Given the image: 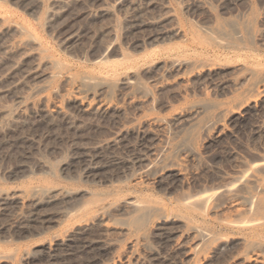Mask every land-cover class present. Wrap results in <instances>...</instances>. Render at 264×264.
<instances>
[{"label": "rangeland", "instance_id": "374dc122", "mask_svg": "<svg viewBox=\"0 0 264 264\" xmlns=\"http://www.w3.org/2000/svg\"><path fill=\"white\" fill-rule=\"evenodd\" d=\"M260 3L262 7H260ZM102 6L106 9V13L100 16L94 13L97 8ZM263 8L264 0H165V2L164 0H0V195L1 193L13 192H19V195L20 193L22 195H20L22 197V199L19 198L20 200L3 201L0 199V264H7V262L11 264H78L79 262V264H85V254L81 252L76 254L78 256L71 257L67 255V258L65 254L63 256L58 254L59 256L54 258L56 260L53 259L55 262L48 261L42 254L50 244H53L55 237L63 234L71 226L73 220L68 215L73 213V199L77 203V198L82 195L84 199L91 195H103L109 193L110 190L112 191L118 183L131 186L135 184L136 180L137 182L142 180L141 176L143 177L145 174L146 177L143 178H146V180L143 179L144 183L136 187V190L139 191V194L136 195L148 200L162 202L172 196H177V194L180 196L183 193H180L181 191L185 193L187 191L196 192L197 189L202 191V188L208 189V186L205 187L206 181L208 182L206 185L212 181V185L209 186H211L210 188L214 187V190L217 188L216 193H213L216 196L215 200H220L221 195H218L221 194L219 175H210V172V174L204 173L206 171L204 167L215 168L219 166L217 169H222L221 174L230 173L228 175H232L237 167V163H235L237 157L240 159H238L239 161L252 165H255L257 161L258 163H264L262 161V159L264 160V137L262 138L264 136V104H261L264 103V100L257 96L258 93L255 95V92V96L252 97L253 91L259 92L262 90L259 85L263 87L264 79L258 76L248 77L252 70H264V62L261 61L264 57H260L261 55L264 56ZM87 10L93 12L91 17L85 15ZM81 14L82 17H80ZM19 27L24 28L23 32L17 29ZM106 27L108 30L105 29ZM215 28H219L218 32ZM161 30H167L168 32L161 36H152ZM220 31H222V34ZM229 32L230 34H228ZM258 54L260 56H253ZM252 59L253 63L250 62ZM44 62H48V66ZM173 63L181 64H179L180 66H174ZM248 63L250 65H246ZM50 64L52 65L50 66ZM34 65L36 66L33 67ZM239 66L240 69H238ZM31 67L34 68L32 69L33 72L26 75L25 71ZM242 67L245 69H242ZM198 72L201 76L195 74ZM36 73L45 75L37 76ZM260 79L263 84H258ZM250 83L254 84L255 88ZM246 85L250 86L249 89ZM78 90L88 93V98L90 97L88 100H93L91 101L93 105L98 100H102L101 97L103 100L105 99L104 101H109L113 105H120L119 107L122 108L120 114L124 112L119 115L120 122L118 123V120L113 118L111 114L105 115L95 109L79 112L75 103L69 100L70 96ZM100 92L102 95L99 94ZM241 97H244L242 98L244 102ZM42 99H45V101ZM55 102L59 106L58 110H53L50 107ZM47 104L50 105L48 108L49 113L44 112V106ZM202 104L204 105L202 109L207 107L206 110L200 109L197 116L196 113L190 115V117L185 116V111L189 107ZM127 109L129 110L127 111ZM249 109L252 114L248 112ZM21 114L24 115L21 116ZM175 116H177V119ZM155 118L173 120L170 128L174 129L171 128L172 130H170L169 128L168 133L164 132L168 135H165L160 129H147L145 123ZM257 124L258 127L260 126L259 128L256 126ZM131 128H135L134 132L136 134L128 132ZM260 128L262 129L260 130ZM145 129L146 131L152 130L151 134L144 135ZM171 131H173V135L170 133ZM219 134V139L213 140ZM161 136L164 137L160 140ZM213 136L215 137L213 138ZM156 139L158 142H154ZM100 140H105L109 142L108 145L110 144V146L103 147L97 153H100L103 157L106 154V159L101 158V155L99 154V156L96 153H93L94 156L96 155V159L92 157V154L88 157L82 155V157H86L84 159L79 153L78 158L75 156L77 153L71 152L73 151L71 148L79 145L80 147L82 145L88 146V144L91 146V144H95ZM112 142L114 145L111 144ZM159 143L163 145L160 144L159 146ZM156 146L161 149L167 148L162 149L163 157H158L160 163L157 162V166L154 164L158 168L152 166L156 168L154 170L152 167L151 169L148 168L151 163L148 160L154 161L155 159L159 161L156 157L151 160V157L155 155L152 150L157 148ZM192 153L196 156H192ZM231 154L234 155H232L233 158H229ZM253 154L256 157L253 158ZM73 155L77 157L76 160L72 158ZM188 156L196 159L197 162L202 161L199 164L196 160L191 162H189L191 159L188 160L191 169L196 168L192 165L199 164L195 169L196 171L192 170V172L188 165L187 169L186 164L188 162L183 163ZM214 156H218V158ZM145 159L149 164H146ZM217 159H219L218 162ZM92 160L93 162H91ZM100 160L101 163H108L109 166L99 164ZM180 160L182 164L177 162ZM69 161L70 165H73L72 167L68 165ZM111 161L113 165L117 161V166L121 170L116 168V165V167L112 166ZM219 161L221 162L219 163ZM174 162L176 165L184 166L186 173L189 174L190 170L196 178L192 177L191 180L190 173L184 179L186 181L178 180L179 183L177 184L176 179L171 182L169 179L172 178L165 176L169 179L163 178L162 181L164 182L161 181L160 186L163 187L164 185V190H160L162 187L158 188L155 182L160 173L155 175L154 172L164 166L163 170H167L169 165L174 164ZM203 162H207L205 164L210 166H203ZM122 163L126 165L123 166ZM200 165H202L201 168ZM77 166L78 168H76ZM100 166H104L106 169L102 168L105 170L109 168V171L106 172L100 168L101 171ZM256 166L260 167L259 165ZM91 167H94V169ZM95 167L101 175L104 173L105 179H103L104 175L101 177L99 174L97 176L99 180L96 179V181V177L93 178L90 174H87L97 170ZM136 167L138 168L136 169ZM87 168L90 170L86 171ZM110 169L112 170L110 171ZM149 169L151 171L153 169L152 174L156 177L151 174ZM115 170H118L117 173ZM231 171L233 172L231 173ZM146 172L151 174L153 178L151 175H149L150 177L147 176ZM163 174H166V172L163 171L161 176ZM213 176L219 179L216 180L219 183L216 182L218 185L215 180H212L214 179ZM83 177H90V179L88 178V181ZM153 179L156 180L153 181ZM125 180L129 181L125 182ZM218 186L220 189H218ZM48 188L68 192L71 200H64L59 203L60 205L50 203L54 206L49 204L46 209L43 207L47 205L39 206L40 208L35 204L32 205L33 192ZM179 190L181 191L179 192ZM129 195L133 196L135 194ZM218 197L220 198L218 199ZM31 199L32 201H30ZM70 204L72 211L69 208ZM58 209L61 213L58 212ZM65 212L67 213L64 216ZM58 213L64 217L60 214L58 217ZM20 217L24 218L20 220ZM151 218L152 215L143 218V221H145L143 222L144 226H147ZM216 218L215 215H210V213L207 216V219L212 221H215ZM19 220H24L21 225H26V227L16 225V221ZM10 223L12 226L9 225ZM31 225L35 228L33 229ZM153 233H156V231L153 226L149 225L146 231L147 237L150 238ZM201 235L204 240V248L220 239V234H210L205 229L200 230L199 236L201 237ZM124 237L126 238V236ZM123 238H119V241L116 242L114 254L116 257L131 251V244L129 243L132 241H129V239L132 240L133 238H129V236L127 237L129 239Z\"/></svg>", "mask_w": 264, "mask_h": 264}, {"label": "bare ground", "instance_id": "6f19581e", "mask_svg": "<svg viewBox=\"0 0 264 264\" xmlns=\"http://www.w3.org/2000/svg\"><path fill=\"white\" fill-rule=\"evenodd\" d=\"M142 2V1H141ZM165 2V0H164ZM39 3V2H38ZM53 3V2H52ZM221 3V2H220ZM258 3V2H257ZM39 5V4H38ZM59 5V4H58ZM127 5V4H126ZM129 5V4H128ZM133 5V4H132ZM160 5V4H159ZM201 5V4H200ZM196 6V5H195ZM260 7L261 3H260ZM170 8V7H169ZM87 9V8H86ZM149 9V8H148ZM196 9V8H195ZM198 9V8H197ZM264 9V8H263ZM170 10V9H169ZM194 10V9H193ZM192 10V11H193ZM201 11V10H200ZM146 12V11H145ZM84 13V12H83ZM94 13H96L97 15H101L106 13V9L102 6L97 8ZM99 13V14H98ZM93 14L92 11H85V15L90 16ZM47 15V13H46ZM49 15V14H48ZM79 15V14H78ZM84 15V14H83ZM84 15V16H85ZM112 15V14H111ZM138 15V14H137ZM77 16V15H76ZM94 16V15H93ZM157 16V15H156ZM78 17V16H77ZM80 17H82V14L80 15ZM79 17V18H80ZM150 17V16H149ZM155 17V16H154ZM51 18V17H50ZM86 18V17H84ZM88 18V17H87ZM77 19V18H76ZM202 19V18H201ZM264 19V18H263ZM78 20V19H77ZM103 20V19H102ZM205 20V19H204ZM203 20V22H204ZM126 21V20H125ZM140 21V20H139ZM210 21V20H209ZM212 21V20H211ZM71 22V21H70ZM136 22V21H135ZM166 22V21H165ZM234 22V21H232ZM264 22V21H263ZM65 24V23H64ZM133 24V23H132ZM206 24V23H205ZM263 24V23H262ZM261 24V25H262ZM70 25V24H69ZM131 25V24H130ZM136 25V24H135ZM159 25V24H158ZM226 25V24H225ZM260 25V24H259ZM102 26V25H101ZM230 26V24H229ZM233 26V25H232ZM231 26V28H233ZM67 28V27H66ZM162 28V27H160ZM222 28V27H221ZM235 28V27H234ZM19 31L24 30V28H17ZM15 29V30H17ZM84 29V28H83ZM105 29L108 30V28L106 27ZM103 29V30H105ZM113 29V28H112ZM111 29V30H112ZM177 29V28H176ZM66 30V29H65ZM110 30V29H109ZM216 32H218L219 28H215ZM230 30V27H229ZM228 30V31H229ZM237 30V29H236ZM175 31V30H174ZM17 32V31H15ZM107 32V31H106ZM166 32H168L167 30H161L160 32H158L154 36H161L163 34H165ZM215 32V31H214ZM10 33V32H9ZM101 33V32H100ZM104 33V32H103ZM208 33V32H207ZM220 33L222 34V31H220ZM154 34V33H153ZM218 34V35H221ZM230 34V32L228 33ZM226 34V35H228ZM169 35V34H168ZM223 35H225V33H223ZM172 36V35H171ZM179 36V35H178ZM230 36V35H229ZM237 36V35H236ZM75 37V36H74ZM220 37V36H219ZM152 38V37H151ZM237 38V37H236ZM137 39V38H136ZM30 40V39H29ZM62 40V38H61ZM96 40V39H95ZM145 40V39H144ZM182 41V40H181ZM251 41V40H250ZM257 41V40H256ZM73 42V41H72ZM146 42V41H145ZM148 42V41H147ZM16 43V42H15ZM27 43V41H26ZM69 43V42H68ZM75 43V42H74ZM93 43V42H92ZM242 43V42H241ZM76 44V43H75ZM226 44V43H225ZM232 44V43H231ZM32 45V44H31ZM27 46V45H26ZM33 46V45H32ZM31 46V47H32ZM36 46V45H35ZM72 46V45H71ZM74 46V45H73ZM78 46V45H77ZM28 47V46H27ZM70 47V46H69ZM81 48V47H80ZM114 49V48H113ZM25 50V49H24ZM27 51V50H26ZM29 51V50H28ZM41 51V50H40ZM82 51V50H81ZM111 51V50H109ZM21 52V51H19ZM84 52V51H83ZM114 52V51H113ZM75 53V52H74ZM79 53V52H78ZM105 53V52H104ZM244 55V54H242ZM83 56V55H82ZM247 56V55H246ZM253 56H260V54L258 55H253ZM250 57V55H249ZM260 57H264V56H260ZM254 59V57H252ZM261 58V59H262ZM190 59V58H189ZM252 60H250L251 63H253ZM176 60V59H175ZM256 60V58H255ZM259 60V58H258ZM247 61V60H246ZM249 61V60H248ZM247 61V62H248ZM262 62H264V58L261 60ZM33 62V61H32ZM182 62V61H181ZM246 62V63H247ZM256 62V61H255ZM259 62V61H258ZM257 62V63H258ZM42 63V62H41ZM45 64H47L48 66V62H44ZM186 63V62H185ZM44 64V65H45ZM174 64V63H173ZM179 64L181 63H177L174 64V66H180ZM264 64V63H263ZM25 65V64H24ZM52 64H50L51 66ZM246 65H250L249 63ZM245 65V66H246ZM262 65V64H261ZM36 65H34L33 67H35ZM46 66V65H45ZM253 66V65H252ZM260 66V64H259ZM30 67V66H29ZM33 67L29 68L28 70L25 71L26 75H30L33 71L32 69H34ZM187 67V66H186ZM204 67V66H202ZM206 67V66H205ZM26 68V67H25ZM45 68V67H43ZM42 68V69H43ZM50 68V67H49ZM171 68V67H170ZM176 68V67H175ZM174 68V69H175ZM236 68V67H235ZM244 67H242L243 69ZM27 69V68H26ZM41 69V68H40ZM181 69V68H180ZM179 69V70H180ZM238 69H240V66L238 67ZM245 69V68H244ZM146 70V69H145ZM237 70V69H236ZM248 70V69H247ZM41 71V70H40ZM43 71V70H42ZM49 71V69H48ZM159 71V70H158ZM188 71V70H187ZM200 71V70H199ZM230 71V70H229ZM239 71V70H237ZM242 71V70H241ZM163 72V71H162ZM236 72V71H235ZM234 72V73H235ZM24 73V74H25ZM43 73V72H41ZM150 73V72H149ZM169 73V72H168ZM174 73V72H173ZM173 73H171L173 75ZM177 73V72H176ZM175 73V74H176ZM180 73V72H179ZM212 73V72H211ZM214 73V72H213ZM38 74V73H36ZM145 74V73H144ZM143 74V75H144ZM200 75V72L195 73ZM25 75V76H26ZM43 75V74H42ZM40 74H38L37 76H42ZM45 75V74H44ZM43 75V76H44ZM141 75V73H140ZM205 75V74H204ZM36 76V77H37ZM201 76V75H200ZM210 76V75H209ZM261 77L264 79V70H252L250 72V75L248 76L249 78L251 77ZM30 77V76H29ZM49 77V76H48ZM143 77V76H142ZM173 77V76H172ZM203 77V76H202ZM130 78V77H129ZM159 78V77H158ZM171 78V77H170ZM185 78V77H184ZM201 78V77H200ZM32 79V78H31ZM146 79V78H145ZM259 79V78H258ZM262 79V80H263ZM10 80V79H9ZM65 80V79H64ZM125 80V79H124ZM170 80V79H169ZM190 80V79H189ZM249 80V79H248ZM27 81V80H26ZM29 81V80H28ZM27 81V82H28ZM147 81V80H146ZM150 81V80H149ZM156 81V80H155ZM154 81V82H155ZM256 81V80H255ZM261 81V79H260ZM258 81V84H261L263 81ZM123 82V81H122ZM133 82V81H132ZM252 82V81H251ZM260 82V83H259ZM26 83V82H25ZM31 83V82H30ZM33 83V82H32ZM119 83V82H118ZM158 83V82H156ZM160 83V82H159ZM162 83V82H161ZM179 83V81H178ZM209 83V81H208ZM257 83V82H256ZM62 84V83H61ZM64 84V83H63ZM101 84V83H100ZM155 84V83H154ZM176 84V83H175ZM174 84V85H175ZM217 84V83H216ZM252 83H250L251 85ZM257 84V85H258ZM263 84V83H262ZM65 85V84H64ZM124 85V84H123ZM254 85V84H252ZM62 86V85H61ZM106 86V85H105ZM235 86V85H234ZM247 86V85H246ZM14 87V86H13ZM125 87V86H124ZM214 87V86H213ZM248 89L250 86H247ZM257 87V86H256ZM259 87H261L262 90L256 92L253 91V95L252 97H254L257 93H258V97H260V99L264 100V84L263 87L259 85ZM16 88V87H15ZM154 88V87H153ZM166 88V87H165ZM212 88V86H211ZM255 88V85H254ZM253 88V90H255ZM23 89V87H22ZM103 89V88H102ZM208 89V88H207ZM238 89V88H237ZM21 90V89H20ZM84 90V89H83ZM124 90V89H123ZM126 90V89H125ZM124 90V91H125ZM226 90V89H224ZM102 91V90H100ZM164 91V90H163ZM162 91V92H163ZM166 91V89H165ZM168 91V90H167ZM99 92V91H98ZM203 92V90H202ZM227 92V91H225ZM224 92V93H225ZM229 92V91H228ZM251 92V91H249ZM248 92V93H249ZM255 92V95H254ZM15 93V92H14ZM109 93V92H108ZM181 93V92H180ZM246 93V92H245ZM55 94V92H54ZM58 95V93H56ZM100 95L101 92L99 93ZM161 94V93H160ZM158 94V95H160ZM177 94V93H176ZM201 94V92H200ZM202 95V94H201ZM208 95V92H207ZM210 95V94H209ZM250 95V97H251ZM239 96V95H238ZM249 96V95H248ZM56 97V95H55ZM101 97V96H100ZM99 97V98H100ZM118 97V96H117ZM173 97V96H172ZM178 97V96H177ZM45 98V97H44ZM59 98V97H58ZM90 98V97H89ZM88 93H86L85 91H81L78 90L77 92L74 93V95L70 96L69 100L73 103H75L77 110L80 111H87V110H91V109H95L98 112L102 113V114H111L113 118H115L116 120H118V123L120 122L118 118H120L119 115L122 108L117 106L116 104L113 105L111 104L109 101H104L103 98L101 97L102 100H98L94 105L91 101H89L88 99ZM120 98V97H119ZM162 98V97H161ZM240 98V96H239ZM244 97H241V99ZM247 98V96H246ZM48 99V98H47ZM96 99V98H95ZM117 99V98H116ZM164 99V97H163ZM45 101V99H42ZM119 100V99H118ZM159 102V98L157 99ZM171 100H173L171 98ZM239 100V99H238ZM255 100V99H254ZM52 102V100H50ZM164 101V100H163ZM243 101V99H242ZM47 102V100H46ZM58 103V101H56ZM50 103L51 104V109L53 110H58L59 106L57 105V103ZM146 102V101H145ZM149 102V101H148ZM170 102V101H169ZM241 102V101H240ZM244 102V101H243ZM247 102V101H246ZM255 102V101H254ZM161 103V102H160ZM210 103V102H209ZM251 103V101H250ZM148 104V103H147ZM162 104V103H161ZM239 104V103H238ZM241 104V103H240ZM255 105V103H253ZM261 104H264L263 102ZM29 105V104H28ZM66 105V104H65ZM68 105V104H67ZM125 105V104H124ZM143 105V104H142ZM160 105V104H159ZM243 105V104H242ZM260 105V104H259ZM48 104L44 106V112H48V108H49ZM134 106V105H133ZM204 105H197V106H191L189 107L186 111H185V116H189L196 113L195 115L197 116V112L202 109ZM208 106V104H207ZM241 106V105H240ZM264 106V105H263ZM75 107V106H74ZM138 107V105H137ZM152 107V106H151ZM245 107V106H244ZM252 107V106H251ZM260 107V106H259ZM22 108V107H21ZM41 108V107H40ZM158 108V107H157ZM165 108V107H164ZM246 108V107H245ZM244 108V109H245ZM262 108V107H261ZM30 109V108H29ZM42 109V108H41ZM146 109V108H145ZM152 109V108H151ZM154 109V108H153ZM186 109V108H185ZM207 107L203 108L202 110H206ZM32 110V109H31ZM52 110V111H53ZM74 110V109H73ZM129 109H127L128 111ZM161 110V109H160ZM248 110V109H247ZM250 110V109H249ZM20 111V110H19ZM51 111V112H52ZM163 111V109H162ZM161 111V112H162ZM245 111V110H244ZM255 111V110H254ZM56 112V111H55ZM54 112V113H55ZM242 112V111H241ZM252 114V111H248ZM247 112V113H248ZM262 112V111H261ZM6 113V112H5ZM18 113V112H17ZM32 113V112H31ZM43 113V110H42ZM49 113V112H48ZM82 113V112H81ZM84 113V112H83ZM129 113V112H128ZM223 113V112H222ZM243 113V112H242ZM246 113V112H245ZM39 114V113H38ZM65 114V113H64ZM199 114V112H198ZM24 114H21V116ZM219 115V114H218ZM223 115V114H222ZM246 116V114H244ZM249 115V114H248ZM57 116V115H56ZM63 116V115H62ZM119 116V117H118ZM174 116V115H173ZM194 116V117H196ZM16 117V116H15ZM177 116H175L176 118ZM193 117V118H194ZM247 117V116H246ZM250 117V116H249ZM127 118V116H126ZM133 118V117H132ZM183 118V117H182ZM181 118V119H182ZM43 119V118H42ZM123 119V118H122ZM125 119V118H124ZM177 119V118H176ZM127 120V119H126ZM130 120H132L130 118ZM184 120V119H183ZM48 121V120H47ZM173 122V120H164V119H160V118H155L152 120H149L145 123V127L147 129H160V131L167 132L169 131L168 129L171 126V123ZM190 121V120H189ZM227 121V120H226ZM218 122V121H217ZM216 122V123H217ZM229 122V121H228ZM250 122V121H249ZM45 123V122H44ZM117 123V122H116ZM124 123V121H123ZM193 123V122H192ZM214 123V122H213ZM234 123V122H233ZM232 123V125H233ZM247 123V122H246ZM208 124V123H207ZM235 124V123H234ZM254 124V121H253ZM43 125V124H42ZM117 125V124H116ZM122 125V124H121ZM195 125V124H194ZM215 125V124H214ZM136 126V125H135ZM213 126V125H212ZM254 126V125H252ZM258 127V124L256 125ZM255 126V127H256ZM264 126V124H263ZM38 127V126H37ZM36 127V128H37ZM117 127V126H116ZM133 127V126H131ZM144 127V128H145ZM210 127V126H209ZM217 127V126H216ZM221 127V126H220ZM260 127V126H259ZM258 127V128H259ZM262 127V126H261ZM35 128V127H33ZM44 128V127H42ZM46 128V127H45ZM50 128V127H49ZM48 128V129H49ZM119 128V127H118ZM172 128V127H171ZM174 129V128H172ZM256 128V129H258ZM41 129V128H40ZM220 129V128H219ZM223 129V127L221 128V130ZM262 128H260L261 130ZM180 130V129H179ZM218 130V129H216ZM234 130V129H233ZM33 131V130H32ZM35 131V130H34ZM135 131V128H131L128 132L133 133ZM152 130H148L144 132V135H150ZM156 131V130H155ZM177 131V129H176ZM219 131V130H218ZM217 131V132H218ZM116 132V131H115ZM139 132V131H138ZM173 131H171L170 133H172ZM175 132V131H174ZM257 132V131H256ZM260 133V131H258ZM121 133V132H120ZM136 134V132H134ZM168 133V132H167ZM169 133V134H170ZM216 133V131H215ZM263 133V132H262ZM115 134V133H114ZM142 134V133H141ZM165 134V133H164ZM176 134V133H175ZM264 134V133H263ZM121 135V134H120ZM132 135V134H131ZM140 135V134H139ZM143 135V134H142ZM168 135V134H165ZM173 135V133H172ZM259 135V134H258ZM27 136V135H26ZM128 136V135H127ZM171 136V135H169ZM176 136V135H175ZM204 136V135H202ZM201 136V137H202ZM219 135H217V137L213 136V140H216V138H218ZM226 136V135H225ZM257 136V135H254ZM253 136V137H254ZM30 137V134H29ZM129 137V136H128ZM145 137V136H144ZM147 137V136H146ZM149 137V136H148ZM161 136L160 140L162 139ZM172 137V136H171ZM227 137V136H226ZM229 137V135H228ZM264 136H262L263 138ZM26 138V137H25ZM116 138V137H115ZM123 138V137H122ZM126 138V137H124ZM140 138V137H139ZM158 138V137H157ZM168 138V137H166ZM165 138V139H166ZM173 138V137H172ZM208 138V137H207ZM256 138V137H255ZM259 138V137H257ZM133 139V138H132ZM145 139V138H144ZM147 139V138H146ZM154 139V138H153ZM219 139V138H218ZM122 140V139H121ZM120 140V141H121ZM168 140V139H167ZM166 142H168L169 140H171L169 138V140ZM212 140V139H211ZM221 140V139H220ZM223 140V139H222ZM25 141V140H24ZM127 141V140H126ZM138 141V140H137ZM157 139L154 141L156 142ZM255 141V140H254ZM263 141V140H262ZM31 142V140H30ZM114 142V141H113ZM111 143L114 145V143ZM158 142V141H157ZM170 142V141H169ZM212 142V141H211ZM221 142V141H220ZM109 142H106L105 140L102 141L100 140L97 143H93L91 144V146H77L74 148H71V150L73 149V151H71L72 153H77V156L79 154H81L80 156L82 157V155H90L92 154V157L94 159L95 156L93 155V153H98L103 147L107 146ZM214 143V142H213ZM120 144V143H119ZM153 144V143H152ZM155 144V143H154ZM161 143H159L160 146ZM183 144V143H181ZM219 144V142H218ZM121 145V144H120ZM144 145V144H143ZM163 145V144H161ZM207 145V144H206ZM209 145V144H208ZM207 145V146H208ZM217 145V144H216ZM110 146V144L108 145ZM107 146V147H108ZM125 146V145H124ZM150 146V145H149ZM158 146V145H157ZM156 146V147H157ZM185 146V145H184ZM213 146V145H212ZM227 146V145H226ZM256 146V145H255ZM113 147V146H111ZM116 147V146H115ZM155 147V146H153ZM152 147V148H153ZM165 147V146H163ZM124 148V147H123ZM122 148V149H123ZM130 148V147H129ZM137 148V147H136ZM167 148V147H165ZM164 148V149H165ZM231 148V147H230ZM242 148V147H241ZM241 148H239L240 150H242ZM244 148V147H243ZM121 149V148H120ZM119 149V150H120ZM155 155L154 156H150L151 160L153 157H156L157 160H159L158 157H163V153H162V149L161 148H153ZM163 149V150H164ZM178 149V147H177ZM205 149V147H204ZM227 149V148H225ZM233 149V148H232ZM128 150V149H127ZM167 150V149H166ZM184 150V149H183ZM230 150V149H229ZM105 151V150H102ZM101 151V153H103ZM122 151V150H120ZM145 151V150H144ZM151 151V149H150ZM202 151V150H201ZM216 151V150H214ZM222 151V150H221ZM226 151V150H225ZM248 151V150H247ZM252 151V150H251ZM116 152V151H115ZM137 152V151H136ZM175 152V151H174ZM185 152V151H183ZM195 152V151H194ZM193 152V153H194ZM210 152V151H209ZM220 152V151H219ZM245 152V151H244ZM79 153V154H78ZM122 153V152H121ZM130 153V152H129ZM133 153V152H132ZM153 153V154H154ZM191 153V152H190ZM188 153V155L190 154ZM192 153V154H193ZM203 153V152H202ZM230 153V152H229ZM233 153V152H231ZM100 154V153H99ZM97 154V155H99ZM146 154V153H145ZM149 154V153H148ZM191 154V155H192ZM219 154V153H218ZM216 154V155H218ZM245 154V153H244ZM248 154V153H247ZM251 154V153H250ZM70 155V154H69ZM101 155V154H100ZM99 155V156H100ZM104 155V154H103ZM106 155V154H105ZM104 157L101 155L100 157L103 159H106L105 156ZM110 155V154H109ZM135 155V154H134ZM147 155V154H146ZM233 154H231L230 157H232ZM254 155V154H253ZM252 155V156H253ZM72 156V155H71ZM113 156V155H111ZM136 156V155H135ZM139 156V155H137ZM190 156V155H189ZM188 156V158H186L187 160H185L183 162L182 158V162L183 163H187L189 159H191L189 162L196 160V159H192ZM192 156H196V155H192ZM219 156V155H218ZM218 156H216L218 158ZM234 156V155H233ZM238 156V155H235ZM246 156V155H245ZM249 156V155H247ZM251 156V157H252ZM70 157V156H69ZM77 157H73L72 158H76ZM80 157V158H81ZM91 157V158H92ZM99 157V158H100ZM118 157V156H117ZM125 157V156H124ZM211 157V156H210ZM215 157V156H214ZM215 157V158H216ZM224 157V156H223ZM250 157V156H249ZM256 157V155L253 156V158ZM79 158V157H78ZM84 158V156L82 157ZM86 158V157H85ZM84 158V159H85ZM98 158V157H97ZM100 158V159H101ZM138 158V157H137ZM136 158V159H137ZM140 158V157H139ZM179 158V157H178ZM197 158V157H195ZM228 158V160H229ZM233 158V157H232ZM231 158V160H233ZM235 158V157H234ZM241 158V157H240ZM248 158V157H247ZM39 159V158H38ZM83 159V160H84ZM111 159V158H110ZM118 159V158H116ZM212 159V158H211ZM236 159V158H235ZM234 159V161H235ZM239 158L237 157V160L235 163H237V167L236 170L234 171V173H232L233 171H231L232 175H228L230 173H228L229 171H226L228 174H225V170L224 174H221L219 170V168L217 169V167L215 168H210L207 167L206 165L209 164H205L207 162H203V166L205 165L206 167H204L205 172L204 173H209L210 175H219L218 178L220 179V184L218 183L219 180L218 178H215V176H213L215 180V183L217 182L221 189L218 186V189H220L221 195L220 197H218V199L220 198V200H215L216 196H214L216 193L215 191L217 190V188L214 190L213 188H210L211 186H209L210 184L212 185V181L211 183L209 182V184L206 185V183H208L207 181L205 182V187L208 189H204L202 188V191H199V189H195L196 192L192 191V192H184L179 190L180 193H182L180 196H175V197H171L169 199H166L162 202H156V201H151L148 200L146 198H143L141 196L136 195L137 193L139 194V191L136 190L137 186H141L144 181L146 180V178L144 179L143 177H146L143 175V177L141 176L142 180H139L137 182H134V185L129 186L128 185H122V183H118L117 186L109 193L103 194V195H91L88 198L83 197V195L80 198H77V203L74 201V207L72 206V210H71V204H73L71 202L70 204V211H72L73 213H68L72 218V224L69 228H67V230H65V232H63V234H60V236L55 237V239L53 240V244H50L48 248L45 249V251L42 253L44 254V257L48 260V261H54L56 259H54L56 256H59L58 254H61V256H63V254L68 256H75L78 253H83L85 254L84 260H85V264H264V163H255V165L252 164H248L245 163L243 161H239ZM258 159V158H257ZM260 159H262L260 157ZM74 160V159H73ZM81 160V159H80ZM79 160V161H80ZM82 160V161H83ZM102 160V159H101ZM98 162L99 164L101 163ZM108 160V159H107ZM112 160V159H111ZM115 160V159H113ZM122 160V159H121ZM133 160V159H132ZM143 160V159H142ZM146 160V159H145ZM177 161V162H181ZM200 160V159H199ZM210 160V159H209ZM214 160V158H213ZM219 159H217L218 162ZM242 160V159H241ZM259 160V159H258ZM103 161V160H102ZM126 161V160H125ZM139 161V160H138ZM222 161V160H221ZM219 161V163L221 162ZM262 161L264 162V160L262 159ZM261 161V162H262ZM38 162V161H37ZM81 162V161H80ZM93 162V160L91 161ZM97 162V160H96ZM104 162H106V160H104ZM141 163V161H139ZM143 162V161H142ZM146 164L149 162L150 166L148 165V168L151 169L152 166H155L154 164H156L157 166V162L160 163L159 161H156L154 159V161H149L147 162V160L145 161ZM181 162V164H182ZM189 162L186 164L189 166ZM195 162V161H194ZM197 162V160H196ZM197 163H201L200 161ZM260 162V160H259ZM21 163V162H20ZM72 163V162H71ZM74 163V161H73ZM72 163V164H73ZM89 163V162H88ZM97 163V164H98ZM110 163V161H109ZM113 162L111 161V164ZM116 163L115 165L117 166V161L114 162ZM119 163V162H118ZM148 163V164H149ZM193 163V162H192ZM191 163V165H192ZM209 163V162H208ZM23 164V163H22ZM38 164V163H37ZM36 164V165H37ZM41 164V163H40ZM65 164H67L65 162ZM64 164V165H65ZM87 164V163H86ZM98 164V166H99ZM101 164H106L107 166L108 163H101ZM110 164V166H111ZM131 164V163H130ZM139 164V163H137ZM144 164V163H143ZM198 164V165H199ZM226 164V163H225ZM63 165V164H62ZM69 166H73L70 165V161L68 163ZM115 165L112 164V166L116 167ZM121 165V164H120ZM123 165V163H122ZM126 165V164H125ZM123 165V166H125ZM198 165H192V166H197ZM216 165V163H215ZM214 165V166H215ZM219 165V164H217ZM222 165V163H221ZM256 165H259L260 167H257ZM40 166V165H39ZM45 166V165H44ZM89 166V165H88ZM92 166H94V164H92ZM97 166V168H98ZM105 166V165H104ZM104 166H100V168L104 167ZM111 166V167H112ZM136 166V165H135ZM139 166V165H138ZM146 166V165H145ZM144 166V167H145ZM155 166V167H156ZM202 165H200L199 167L201 168ZM210 166V165H209ZM223 166V165H222ZM233 166V165H232ZM26 167V166H25ZM24 167V168H25ZM63 167V166H62ZM60 167V168H62ZM106 167V166H105ZM104 167V168H105ZM128 167V166H127ZM143 167V168H144ZM147 167V166H146ZM165 167V166H164ZM163 167V168H164ZM184 167V166H183ZM182 166H180L179 164L176 165L175 162L174 164L169 165V168L167 170H163V168H160L158 170H156V172L153 171V169L155 170L156 168H153L152 171L149 169V171L151 172V174L154 172L155 175L157 173H160L159 178L157 177V181H155L153 179V181H155L157 183L158 188L162 187L161 181L163 180V178L166 177H170L172 179H169L171 182L176 179V183L178 184L179 182H177L178 180H184L186 179L187 175H189L191 173L192 170H195L196 168L191 169L189 166V169H191V171L189 170V174L188 172L186 173L185 169ZM198 167V168H199ZM213 167V165H212ZM227 167V166H226ZM229 167V166H228ZM78 168V166L76 167ZM90 168V167H89ZM87 168L86 171L89 169ZM92 168V167H91ZM96 168V167H95ZM96 168V169H97ZM102 168V169H104ZM116 168H119V166H117ZM138 167H136L137 169ZM203 168V167H202ZM222 168V167H221ZM70 169V167H69ZM94 169V167L92 168ZM91 169V171H92ZM106 169V168H105ZM104 169V170H105ZM108 170H105L106 172L109 171V168H107ZM113 169V167H112ZM110 169V171L112 170ZM188 169V167H187ZM20 170V169H19ZM64 170V167H63ZM68 170V169H67ZM74 170V168H73ZM90 170V169H89ZM101 170V169H100ZM103 170V171H104ZM119 170H121L119 168ZM141 170V169H140ZM227 170V168H226ZM61 171V170H60ZM59 171V172H60ZM102 171V170H101ZM118 170H115V172L117 173ZM137 171V170H136ZM135 171V172H136ZM166 172V174L162 173ZM188 171V170H187ZM196 171V170H195ZM198 171V170H197ZM208 171V172H207ZM63 172V171H62ZM67 172V171H65ZM89 172V171H88ZM113 172V171H112ZM127 172V171H126ZM130 172V171H129ZM193 172V171H192ZM201 172V171H200ZM103 173V172H102ZM111 173V172H110ZM197 174V172H195ZM87 174H90L91 177L95 178V180L97 179V176H99V174L101 175V173H99L98 169L94 170L92 172H89ZM106 174V173H105ZM114 174V173H113ZM129 174V173H128ZM148 173L146 172V175ZM148 174L147 176L151 175ZM193 173H191V180L193 179L192 175ZM195 174V175H196ZM67 175V174H66ZM73 175V174H72ZM86 175V174H85ZM104 175V173H103ZM101 175V177L103 176ZM115 175V174H114ZM119 175V174H118ZM132 175V174H131ZM153 175V174H152ZM151 177L153 178V175ZM202 175V174H201ZM64 176V175H62ZM70 176V175H69ZM87 176V175H86ZM89 176V175H88ZM105 176V175H104ZM109 176V175H107ZM116 176V175H115ZM113 176V177H115ZM130 176V175H129ZM128 176V177H129ZM198 176V174H197ZM204 176V175H203ZM68 177V175H67ZM100 177V178H101ZM124 177V176H122ZM139 177V176H138ZM150 177V176H149ZM147 177V178H149ZM156 177V176H155ZM162 177V178H160ZM189 177V176H188ZM86 178V177H85ZM83 177V179H85ZM90 179V177H88ZM86 178V179H88ZM105 177H103V179H105ZM121 178V176H120ZM88 179V181H89ZM92 179V178H91ZM109 179V178H108ZM119 179V177H118ZM165 179V180H166ZM93 180V179H92ZM99 180V178L97 179ZM96 180V181H97ZM120 180V179H119ZM150 180V179H149ZM189 180V179H188ZM187 180V181H188ZM83 181V180H82ZM103 181V180H102ZM113 181V180H112ZM127 180H125L126 182ZM129 181V180H128ZM127 181V182H128ZM151 181V180H150ZM168 181V180H167ZM186 181V180H184ZM197 181V180H196ZM209 181V180H208ZM99 182V181H98ZM97 182V183H98ZM164 182V181H162ZM189 182V181H188ZM198 182V181H197ZM196 182V183H197ZM214 182V181H213ZM103 183V182H102ZM152 183V182H151ZM154 183V184H156ZM170 183V182H169ZM175 183V184H176ZM216 183V184H217ZM132 184V183H131ZM214 184V183H213ZM217 184V185H218ZM146 185V184H144ZM167 185V184H166ZM200 185V183H199ZM173 186H175L173 184ZM172 186V188H173ZM164 187V185H163ZM160 188V190L163 189ZM167 187V186H166ZM186 187V186H185ZM200 187V186H199ZM181 188V187H180ZM184 188V187H183ZM194 188V187H193ZM201 188V187H200ZM170 189V188H169ZM190 189V188H189ZM204 189V190H203ZM164 190V189H163ZM214 190V191H213ZM168 191V190H167ZM173 192V191H171ZM214 192V193H213ZM219 193V192H218ZM129 194H135L133 196L129 195ZM21 195V193H20ZM19 192H13V193H1L0 195V199H2L3 201L5 200H11V199H22V197H20ZM79 195V194H78ZM22 196V195H21ZM170 196V195H169ZM33 197V201L32 199L30 201H32V205L35 204L36 206H43V205H47L44 206L43 208L46 209V207L48 208V205L50 203H53L54 205H60L59 203L65 201H69L70 198V194L68 192H65L63 190L60 189H42L39 191H34L32 194ZM77 197V196H76ZM19 199V200H20ZM76 199V198H75ZM18 201V200H17ZM4 204V202H2ZM6 203V202H5ZM67 203V202H66ZM76 203V205H75ZM28 204V203H27ZM52 204V205H53ZM34 205V206H35ZM51 205V204H50ZM51 205V206H52ZM53 205V206H54ZM7 206V205H6ZM11 206V205H10ZM15 206V205H14ZM27 207V205H25ZM35 206V207H36ZM37 207V210H38ZM64 207V206H62ZM68 207V206H65ZM18 208V207H17ZM32 208V207H31ZM40 208V207H39ZM50 208V207H49ZM57 208H61V207H57ZM67 208V209H69ZM19 211V209H17ZM59 210V211H58ZM57 211L60 212V209H58ZM62 210V209H61ZM34 211V210H31ZM48 211V210H47ZM56 211V212H57ZM17 212V211H16ZM68 212V211H67ZM65 212L63 215L65 216V214L67 213ZM29 213V212H27ZM38 213V212H37ZM41 213V212H40ZM43 213V212H42ZM61 213V212H60ZM58 213L57 216L60 214ZM63 213V212H62ZM212 214L215 215L217 218L215 221L209 220L207 219V216ZM30 214V213H29ZM45 214V212H44ZM37 215V214H36ZM62 217H64L62 214H60ZM59 215V216H60ZM148 215H152V218L150 219V221L148 222L147 226H144L143 221L146 216ZM19 216V215H18ZM34 216V215H33ZM51 216V215H50ZM58 216V217H59ZM48 217V216H47ZM16 218V217H15ZM23 219L24 217H20ZM41 218V217H40ZM68 218V217H66ZM28 219V218H27ZM48 219V218H47ZM58 219V218H57ZM63 219V218H62ZM70 219V218H69ZM16 221V225H20L21 227H26V225H21L22 221ZM36 220V219H35ZM34 220V222H35ZM38 220V219H37ZM46 220V219H45ZM214 220V219H213ZM26 221V220H25ZM71 221V219H70ZM212 221V222H211ZM47 222V221H46ZM15 223V222H14ZM38 223V222H37ZM53 223V222H52ZM58 223V222H57ZM25 224V223H24ZM30 224V223H29ZM143 224V226H142ZM146 224V223H145ZM202 224V226H201ZM9 225L12 226V224L10 223ZM151 225V227L153 226L156 233H153V235L148 238L146 235V231L148 226ZM30 226V225H29ZM46 226V225H45ZM204 226H206L204 228ZM32 227V225H31ZM9 228V227H8ZM12 228V227H11ZM33 228V227H32ZM35 228V227H34ZM33 228V229H34ZM30 229V228H29ZM205 229L207 232H209L210 234H220V239L217 241H214L212 243H210L209 245H207L205 248L204 246V240L202 239V235L201 237L199 236V232L200 230ZM8 231V230H7ZM37 231V230H36ZM35 231V233H36ZM21 232V231H20ZM204 232V231H203ZM15 233V232H14ZM40 233V232H39ZM202 233V232H201ZM11 234V233H10ZM34 234V233H33ZM204 234V233H203ZM13 235V234H12ZM23 235V234H22ZM26 235V234H25ZM35 236V234H34ZM123 236H126V238L129 236V238H133L131 243V251L129 253H126L124 255H119L118 257H116L115 254V245L116 242H118L119 238H123ZM17 237V236H15ZM206 237V236H205ZM51 238V237H50ZM125 237L123 239H126ZM118 240V241H117ZM44 242V241H43ZM48 243V242H47ZM46 244V243H45ZM129 246V245H128ZM47 247V246H45ZM117 247V246H116ZM40 248V247H39ZM35 250V249H34ZM42 250V249H40ZM44 250V249H43ZM24 251V250H23ZM33 251V250H32ZM31 251V252H32ZM37 252V251H36ZM26 253V252H25ZM64 255V256H65ZM118 255V253H117ZM78 256V255H76ZM43 257V256H42ZM52 258V259H51ZM57 258V257H56ZM64 258V257H63ZM65 258V259H66ZM70 258V257H69ZM79 258V257H78ZM54 259V260H53ZM30 260V259H29ZM70 260V259H69ZM64 261V260H62ZM55 262V261H54ZM58 262V261H57ZM61 262V261H60ZM59 262V263H60ZM70 262V261H69ZM78 262V259H77ZM42 263V262H41ZM68 263V262H67ZM80 263V262H79ZM78 263V264H79ZM7 264H11L10 262H7ZM23 264V263H22Z\"/></svg>", "mask_w": 264, "mask_h": 264}]
</instances>
